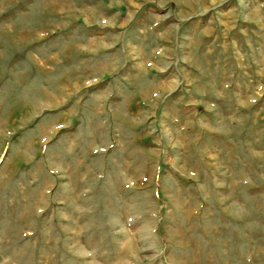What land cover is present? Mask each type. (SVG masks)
<instances>
[{
    "label": "rangeland",
    "instance_id": "obj_1",
    "mask_svg": "<svg viewBox=\"0 0 264 264\" xmlns=\"http://www.w3.org/2000/svg\"><path fill=\"white\" fill-rule=\"evenodd\" d=\"M0 264H264V0H0Z\"/></svg>",
    "mask_w": 264,
    "mask_h": 264
},
{
    "label": "crops",
    "instance_id": "obj_2",
    "mask_svg": "<svg viewBox=\"0 0 264 264\" xmlns=\"http://www.w3.org/2000/svg\"><path fill=\"white\" fill-rule=\"evenodd\" d=\"M108 72H107V70L106 69H104L103 71H102V75H106ZM109 74V73H108Z\"/></svg>",
    "mask_w": 264,
    "mask_h": 264
}]
</instances>
